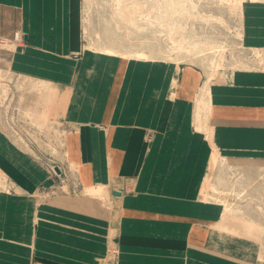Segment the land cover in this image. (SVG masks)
Segmentation results:
<instances>
[{
  "label": "crops",
  "instance_id": "1",
  "mask_svg": "<svg viewBox=\"0 0 264 264\" xmlns=\"http://www.w3.org/2000/svg\"><path fill=\"white\" fill-rule=\"evenodd\" d=\"M73 1L0 0V38L11 41L23 34L28 46L14 50L11 61L19 73L39 76L51 68L57 77L71 80L68 86L54 84V105L47 113L79 123L67 145L82 187L102 188L90 197L107 196L105 186L112 195L120 193L113 195L118 200L119 264H243L208 246V224L215 217L208 218L213 210L194 196L201 186L200 156H206V146L193 150L198 137L187 134L175 140L173 127L190 116L186 104L193 73L184 69L176 84L174 73L165 78L158 64L94 52L84 53L80 66L73 68L63 57L80 49ZM248 28L264 48V15L255 12ZM253 37L248 40L254 42ZM208 92L213 144L230 160L263 164L264 69L220 72ZM224 96L234 100L224 102ZM143 124L157 132L147 153L138 127ZM10 166V177L23 181L18 184L23 189L0 192V264H97L105 251L109 218L56 204L35 208L27 192L44 182V171L11 147ZM128 183L135 188L132 195L121 192Z\"/></svg>",
  "mask_w": 264,
  "mask_h": 264
},
{
  "label": "rangeland",
  "instance_id": "2",
  "mask_svg": "<svg viewBox=\"0 0 264 264\" xmlns=\"http://www.w3.org/2000/svg\"><path fill=\"white\" fill-rule=\"evenodd\" d=\"M255 12L264 15V0H74L71 14L80 49L63 55L73 68L80 66L86 52L158 64L165 78L174 73L176 84L184 69L193 73L186 104L190 116L185 114L173 127L175 140L184 134L202 138L193 143V150L206 146V156H200L204 161L201 186L194 196L213 210L208 211V218L215 217L208 224V246L219 256L243 264H264V163L228 159L211 137L207 139L205 132L195 128L193 112L204 81L209 79V86L220 72L264 69V48L248 28ZM19 35L20 41L0 38V192L12 194L23 189L18 186L23 181L10 177V147L15 148L45 173L44 182L27 192L34 207L56 204L109 218L105 251L97 264H119L120 234L115 227L118 200L109 186H105L107 196L102 192L90 197L87 190L91 188L82 187L67 145L68 136L79 123L47 113L54 105V84L68 86L71 80L57 77L51 68L39 76L15 70L13 51L28 46L23 34ZM249 36H254V42ZM138 127L147 153L157 132L149 124ZM208 129L211 133L210 125ZM164 130L165 124L160 128L162 133ZM121 192L132 195L135 188L128 183ZM109 248L117 249L118 254L109 255Z\"/></svg>",
  "mask_w": 264,
  "mask_h": 264
},
{
  "label": "bare ground",
  "instance_id": "3",
  "mask_svg": "<svg viewBox=\"0 0 264 264\" xmlns=\"http://www.w3.org/2000/svg\"><path fill=\"white\" fill-rule=\"evenodd\" d=\"M36 1H38V0H36ZM40 1V0H39ZM42 1V0H41ZM51 1V0H50ZM46 3H47V1H45ZM44 2V3H45ZM41 3H43V2H41ZM52 4L53 3H51L50 4V7L49 8H51V6H52ZM37 5V4H36ZM49 8H46L47 9V11H48V9ZM59 8V7H58ZM42 9H43V7H42ZM32 11H35L34 10V8H33V10ZM36 11H37V9H36ZM35 11V12H36ZM40 11V10H39ZM38 12V11H37ZM48 13H50V12H48ZM48 13H47V17H48ZM36 14V13H35ZM58 13H56V15H57ZM52 19V18H51ZM105 51V50H104ZM106 52H108V53H112V52H110V51H106ZM257 55L260 57V54H259V52H257ZM207 79V78H206ZM208 83H209V79L208 80H206V81H204V83H202L203 85H202V87H200V89H199V92H198V95H197V98L195 99V106H194V112H193V115H194V124H195V128L198 130V131H202V132H205V136H206V138L208 139V138H210L211 136H210V132H208V126H209V123H208V115H209V111H210V101H209V92H208ZM222 90V89H221ZM236 90V89H235ZM235 90H234V92H235ZM251 91V90H250ZM212 92V91H211ZM237 92H241L240 90H238ZM247 92V91H246ZM242 93V92H241ZM251 93H253V92H251ZM256 93V92H255ZM212 95V94H211ZM215 97V96H214ZM217 97V96H216ZM215 97V98H216ZM219 97V96H218ZM217 97V98H218ZM222 97V96H221ZM225 97V96H224ZM225 98H227V97H225ZM239 98V97H238ZM228 99H233L232 97L230 98H227V99H225V101L224 102H226ZM259 99V98H258ZM260 99H262V98H260ZM217 100V99H216ZM234 100V99H233ZM220 101V100H219ZM241 101H242V99H241ZM260 100H258L257 102H259ZM257 102H255V103H257ZM219 103H221V102H219ZM230 103V102H229ZM251 103H253V102H251ZM228 104V103H227ZM235 104V103H234ZM254 104V103H253ZM240 105V104H239ZM185 126V125H184ZM183 127V126H182ZM186 128V127H185ZM225 129V128H224ZM171 133H172V131H171ZM222 133H224V132H222ZM239 133V132H238ZM226 135V134H225ZM171 136V135H170ZM232 136V135H231ZM228 137H230V136H228ZM234 137V136H233ZM238 137V136H237ZM172 139H173V137H172ZM171 139V140H172ZM223 140V139H222ZM220 141H221V139H220ZM246 141V140H245ZM249 141V140H248ZM247 141V142H248ZM222 142V141H221ZM245 143V142H244ZM249 143V142H248ZM177 146V145H176ZM183 154V153H182ZM179 155V154H178ZM182 172V171H181ZM174 175V174H173ZM172 178V177H171ZM170 188V187H169ZM101 190H102V188H98V187H94V188H91V189H89V190H87V192L89 191L90 192V194H99V192H101ZM198 206V205H197ZM192 209V208H191ZM16 212V211H15ZM187 212V211H186ZM18 213V212H17ZM170 213V212H169ZM188 213V212H187ZM190 213V212H189ZM188 213V214H189ZM186 214V213H185ZM179 215V214H178ZM187 215V214H186ZM16 223V222H15ZM133 225V224H132ZM131 225V226H132ZM173 227V226H172ZM134 228H136V227H134ZM168 228V227H167ZM175 228V227H174ZM142 229V228H141ZM172 229V228H171ZM127 233V232H126ZM142 235V234H141ZM134 236H138V235H134ZM139 237H141V236H139ZM191 252V251H190ZM195 255V254H194ZM199 258V257H198ZM203 259V258H202ZM208 263V262H207ZM215 263V262H214ZM223 263V262H222Z\"/></svg>",
  "mask_w": 264,
  "mask_h": 264
},
{
  "label": "built area",
  "instance_id": "4",
  "mask_svg": "<svg viewBox=\"0 0 264 264\" xmlns=\"http://www.w3.org/2000/svg\"><path fill=\"white\" fill-rule=\"evenodd\" d=\"M14 40H15V41H20V40H22V37L19 35V33H16V34H15V36H14ZM55 172L58 173V174L60 173V171H59L58 168H56ZM107 253H108L109 255H111V256H114V255H117V254H118V250L115 249V248H109V249H107Z\"/></svg>",
  "mask_w": 264,
  "mask_h": 264
},
{
  "label": "water",
  "instance_id": "5",
  "mask_svg": "<svg viewBox=\"0 0 264 264\" xmlns=\"http://www.w3.org/2000/svg\"><path fill=\"white\" fill-rule=\"evenodd\" d=\"M113 195L114 196H120V193L119 192H114Z\"/></svg>",
  "mask_w": 264,
  "mask_h": 264
}]
</instances>
